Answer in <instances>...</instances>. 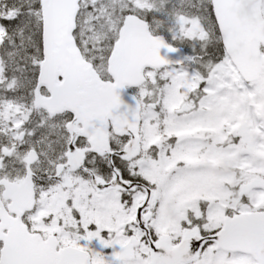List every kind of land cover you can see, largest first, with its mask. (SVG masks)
Masks as SVG:
<instances>
[{
    "label": "snow or ice",
    "instance_id": "1",
    "mask_svg": "<svg viewBox=\"0 0 264 264\" xmlns=\"http://www.w3.org/2000/svg\"><path fill=\"white\" fill-rule=\"evenodd\" d=\"M0 264H264V0H0Z\"/></svg>",
    "mask_w": 264,
    "mask_h": 264
},
{
    "label": "water",
    "instance_id": "2",
    "mask_svg": "<svg viewBox=\"0 0 264 264\" xmlns=\"http://www.w3.org/2000/svg\"><path fill=\"white\" fill-rule=\"evenodd\" d=\"M181 55H185L184 53H183V51L181 50V53H180ZM173 59H176L177 57L176 56H174V57H172Z\"/></svg>",
    "mask_w": 264,
    "mask_h": 264
},
{
    "label": "trees",
    "instance_id": "3",
    "mask_svg": "<svg viewBox=\"0 0 264 264\" xmlns=\"http://www.w3.org/2000/svg\"><path fill=\"white\" fill-rule=\"evenodd\" d=\"M188 50H189V53L191 54V49L190 48H188V47H186Z\"/></svg>",
    "mask_w": 264,
    "mask_h": 264
}]
</instances>
